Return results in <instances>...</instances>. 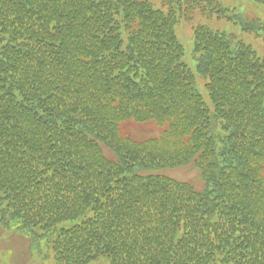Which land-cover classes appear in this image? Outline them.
Masks as SVG:
<instances>
[{
	"label": "trees",
	"instance_id": "1",
	"mask_svg": "<svg viewBox=\"0 0 264 264\" xmlns=\"http://www.w3.org/2000/svg\"><path fill=\"white\" fill-rule=\"evenodd\" d=\"M164 5L0 0L2 219L48 231L83 217L53 240L56 264H264V59L197 26L211 107L176 24L225 8ZM131 121L162 131L136 140ZM183 165L203 189L141 173Z\"/></svg>",
	"mask_w": 264,
	"mask_h": 264
},
{
	"label": "rangeland",
	"instance_id": "2",
	"mask_svg": "<svg viewBox=\"0 0 264 264\" xmlns=\"http://www.w3.org/2000/svg\"><path fill=\"white\" fill-rule=\"evenodd\" d=\"M149 1L157 8L167 9L163 5V0ZM218 1L231 10L228 15L232 18H228L221 11L216 10L210 16L196 11L192 21L181 18L176 26L178 38L184 46L182 59L196 76V90L202 94L211 107H213V103L206 87L208 78L197 71V54L194 51V34L197 25L203 24L217 31L234 34L238 40L251 45L257 54L264 59V2L255 0ZM254 19L259 20L261 27L249 31L246 29V25ZM129 132L134 139L143 140L158 137L161 133V127L155 121L131 122ZM106 153L110 154V151L107 149ZM141 173L164 174L178 180L189 181L199 189L204 186V182L200 178V171L190 165L160 170L149 169L148 171H141ZM3 195L4 193L0 190V264H56L53 240L61 230L81 223L84 218L62 221L48 231L43 230L40 226L25 230L17 228L16 225L4 226L2 209L6 207L7 200L2 198ZM89 264H111V258L101 256Z\"/></svg>",
	"mask_w": 264,
	"mask_h": 264
}]
</instances>
